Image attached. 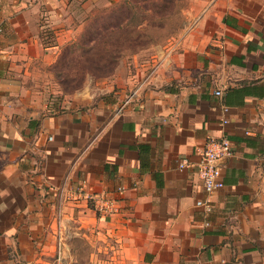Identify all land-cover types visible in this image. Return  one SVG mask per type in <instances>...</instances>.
Listing matches in <instances>:
<instances>
[{"label":"crops","instance_id":"crops-1","mask_svg":"<svg viewBox=\"0 0 264 264\" xmlns=\"http://www.w3.org/2000/svg\"><path fill=\"white\" fill-rule=\"evenodd\" d=\"M76 1L0 0V264H79L74 238L88 264H264V0H211L133 98L46 111L31 82L58 46L42 23L65 32ZM223 136L233 156L207 215L179 164Z\"/></svg>","mask_w":264,"mask_h":264},{"label":"rangeland","instance_id":"rangeland-1","mask_svg":"<svg viewBox=\"0 0 264 264\" xmlns=\"http://www.w3.org/2000/svg\"><path fill=\"white\" fill-rule=\"evenodd\" d=\"M211 0H85L69 5L66 31L42 23L41 36L51 50L50 64H38L31 86L46 111L85 110L114 103L122 91L140 89L154 60L177 39ZM40 67V68H39ZM36 101V102H37ZM79 264H88L90 246L72 239Z\"/></svg>","mask_w":264,"mask_h":264},{"label":"built area","instance_id":"built-area-1","mask_svg":"<svg viewBox=\"0 0 264 264\" xmlns=\"http://www.w3.org/2000/svg\"><path fill=\"white\" fill-rule=\"evenodd\" d=\"M2 31L3 29L0 27V33ZM134 95L135 93L133 94L132 98ZM220 95V92H216V96ZM223 111L224 113H227L229 109L224 107ZM227 124V118H223L220 122L222 127L226 126ZM198 156L199 162L197 164H194L190 161H183L179 164V169H192L197 171L198 177L203 184V190L206 195V199L198 201L197 206L202 208L205 214L209 215L213 211V195L224 187V182L222 179V167L224 163L233 156L232 143L226 136H223L220 139L210 138L207 141L205 147L198 151ZM118 192L122 193L123 189H119ZM82 195H84V198L93 203V209L97 214L110 216L119 213L115 200L110 199L107 195H86L81 188L77 193V196Z\"/></svg>","mask_w":264,"mask_h":264}]
</instances>
